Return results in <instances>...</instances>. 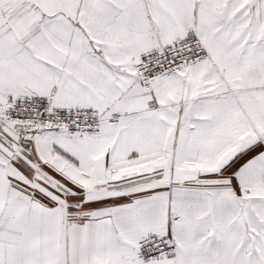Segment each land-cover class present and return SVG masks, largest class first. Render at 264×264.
<instances>
[{
	"label": "snow or ice",
	"instance_id": "snow-or-ice-1",
	"mask_svg": "<svg viewBox=\"0 0 264 264\" xmlns=\"http://www.w3.org/2000/svg\"><path fill=\"white\" fill-rule=\"evenodd\" d=\"M0 264H264V0H0Z\"/></svg>",
	"mask_w": 264,
	"mask_h": 264
}]
</instances>
